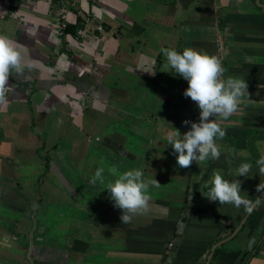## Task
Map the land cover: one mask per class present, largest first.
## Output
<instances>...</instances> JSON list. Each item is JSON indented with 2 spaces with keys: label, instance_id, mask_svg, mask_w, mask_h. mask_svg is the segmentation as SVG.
Returning a JSON list of instances; mask_svg holds the SVG:
<instances>
[{
  "label": "crops",
  "instance_id": "0c3cea01",
  "mask_svg": "<svg viewBox=\"0 0 264 264\" xmlns=\"http://www.w3.org/2000/svg\"><path fill=\"white\" fill-rule=\"evenodd\" d=\"M0 35L25 64L0 104V264H264V0H0ZM161 48L207 52L247 82L218 161L177 165L167 133L190 130L199 108ZM244 162L249 177L228 174ZM113 166L160 183L128 224L90 183L100 167L114 180ZM215 171L242 182L250 212L203 195Z\"/></svg>",
  "mask_w": 264,
  "mask_h": 264
},
{
  "label": "clouds",
  "instance_id": "9594fccd",
  "mask_svg": "<svg viewBox=\"0 0 264 264\" xmlns=\"http://www.w3.org/2000/svg\"><path fill=\"white\" fill-rule=\"evenodd\" d=\"M160 51L166 58L163 67L171 68L176 75L188 82L183 95L191 98L199 108V122H183L185 126L190 125V130L183 135L175 128L167 133V143L173 148L177 165L189 168L194 161L198 164L209 158L218 161L221 151L216 141L222 140L227 134L221 127V120H227L236 113L242 99L249 97L247 82L236 77L225 79V69L220 59L207 52L194 48H185L182 52L175 48H161ZM27 66L32 67L31 64ZM24 67L21 52L7 36L0 35V104L5 103V85L10 71L21 73ZM256 165L260 176H264V153L260 155ZM251 170L252 164L244 162L234 173L230 170L228 174L249 177ZM104 173L103 167L97 168L90 183L105 185L110 199L114 201V207L122 211L120 219L123 224H128L134 216L149 211V188L160 186L156 179L145 180L141 169L120 172L113 166L108 169V173L115 179L105 184ZM241 183L239 179H225L221 172L215 171L207 184L202 186L207 189L203 195L210 202L232 204L237 208L244 206L250 212L253 201L241 195ZM256 191H264V182L257 185ZM256 203H259V199Z\"/></svg>",
  "mask_w": 264,
  "mask_h": 264
},
{
  "label": "water",
  "instance_id": "95a60500",
  "mask_svg": "<svg viewBox=\"0 0 264 264\" xmlns=\"http://www.w3.org/2000/svg\"><path fill=\"white\" fill-rule=\"evenodd\" d=\"M247 217H248V216H247ZM245 222H246V221H245ZM245 222H244V223H245ZM244 223H243V224H244ZM243 224L240 226L239 229H237V230L235 231V233L233 234V236H231L230 238L224 240L221 244H223L224 242H226V241H228V240H232V239L236 238L237 235H238V233L240 232V230L243 228ZM259 234H260V232H259ZM257 240H258V237H256V236H254V237H252V238L250 239V241H249V243H248V245H247V249H246V251L244 252L243 257H242V259H241V262H242V263L247 259V257L251 254V252H253V250H254V244L257 242ZM221 244L217 245V247L220 246ZM217 247H216V248H217ZM216 248H215V249H216Z\"/></svg>",
  "mask_w": 264,
  "mask_h": 264
},
{
  "label": "trees",
  "instance_id": "16d2710c",
  "mask_svg": "<svg viewBox=\"0 0 264 264\" xmlns=\"http://www.w3.org/2000/svg\"><path fill=\"white\" fill-rule=\"evenodd\" d=\"M85 28L84 21L82 19H78V22L75 24H67V27L64 30V34H72L76 35L80 30Z\"/></svg>",
  "mask_w": 264,
  "mask_h": 264
},
{
  "label": "built area",
  "instance_id": "2783aa9c",
  "mask_svg": "<svg viewBox=\"0 0 264 264\" xmlns=\"http://www.w3.org/2000/svg\"><path fill=\"white\" fill-rule=\"evenodd\" d=\"M61 27H62L63 29H65V28L67 27V24H66V23H62V24H61ZM194 122H199V120H196V121H194Z\"/></svg>",
  "mask_w": 264,
  "mask_h": 264
},
{
  "label": "rangeland",
  "instance_id": "374dc122",
  "mask_svg": "<svg viewBox=\"0 0 264 264\" xmlns=\"http://www.w3.org/2000/svg\"><path fill=\"white\" fill-rule=\"evenodd\" d=\"M31 254V253H30ZM30 256H32V255H30Z\"/></svg>",
  "mask_w": 264,
  "mask_h": 264
}]
</instances>
